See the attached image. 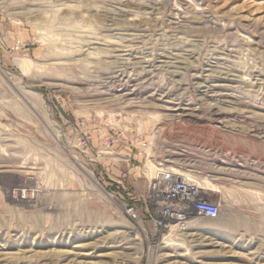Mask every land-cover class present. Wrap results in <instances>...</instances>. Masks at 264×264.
Returning <instances> with one entry per match:
<instances>
[{"label":"rangeland","instance_id":"obj_1","mask_svg":"<svg viewBox=\"0 0 264 264\" xmlns=\"http://www.w3.org/2000/svg\"><path fill=\"white\" fill-rule=\"evenodd\" d=\"M166 167L220 211L153 239ZM0 264H264V0H0Z\"/></svg>","mask_w":264,"mask_h":264},{"label":"built area","instance_id":"obj_2","mask_svg":"<svg viewBox=\"0 0 264 264\" xmlns=\"http://www.w3.org/2000/svg\"><path fill=\"white\" fill-rule=\"evenodd\" d=\"M136 140L141 147L146 146V142L140 141L139 137ZM82 144L87 146L86 138H82ZM106 146H113V140L110 139ZM147 178L146 193L131 195L127 201L123 200L121 212L138 224L148 221L153 239L160 238L167 230H185L199 217L214 219L219 216L220 204L196 180L175 174L168 167Z\"/></svg>","mask_w":264,"mask_h":264},{"label":"crops","instance_id":"obj_3","mask_svg":"<svg viewBox=\"0 0 264 264\" xmlns=\"http://www.w3.org/2000/svg\"><path fill=\"white\" fill-rule=\"evenodd\" d=\"M139 142V141H138ZM135 148H129L130 151H128V159L127 161H131V159L137 160L141 163H144L147 160H150L153 162L154 158L153 155H149L143 147H141L138 144H133ZM126 148V147H124ZM133 149H136L135 151ZM145 166V165H144ZM124 180L127 181V185H129V189L131 190L133 195L137 194H145L147 191L148 186V178L147 175L140 176L138 178V175L135 176V174L126 175L124 176ZM143 177V178H141Z\"/></svg>","mask_w":264,"mask_h":264},{"label":"bare ground","instance_id":"obj_4","mask_svg":"<svg viewBox=\"0 0 264 264\" xmlns=\"http://www.w3.org/2000/svg\"><path fill=\"white\" fill-rule=\"evenodd\" d=\"M18 65H19L22 69L25 70L28 64H27L26 61L23 60V61L18 62ZM177 109H178V108H177ZM179 110H180V109H179ZM179 110H178V111H179ZM178 111H177V112H178ZM182 112H183V111H182ZM184 112H185V110H184ZM176 114H177V113H176ZM178 114H179V112H178ZM180 114H181V113H180ZM178 116H179V115H178ZM180 116H181V115H180ZM177 171H178V170H177ZM155 173H156V169L153 171L152 174L150 173L149 176H153V175H155ZM174 173H175V174H180V173H178V172H174ZM188 179H189V178H188ZM172 236H173V235H172Z\"/></svg>","mask_w":264,"mask_h":264}]
</instances>
